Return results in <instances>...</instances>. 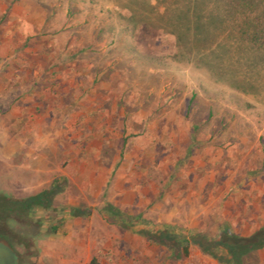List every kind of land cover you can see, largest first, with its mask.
Returning <instances> with one entry per match:
<instances>
[{"label": "rangeland", "instance_id": "rangeland-1", "mask_svg": "<svg viewBox=\"0 0 264 264\" xmlns=\"http://www.w3.org/2000/svg\"><path fill=\"white\" fill-rule=\"evenodd\" d=\"M173 1L0 0V196L54 194L0 213L8 264H264V248L222 263L194 244L178 261L141 234L264 228V87L178 57L157 15Z\"/></svg>", "mask_w": 264, "mask_h": 264}, {"label": "trees", "instance_id": "trees-1", "mask_svg": "<svg viewBox=\"0 0 264 264\" xmlns=\"http://www.w3.org/2000/svg\"><path fill=\"white\" fill-rule=\"evenodd\" d=\"M157 15L166 22V32L174 36L178 57L200 62L199 67L234 90L261 97L257 86L264 87V0H174ZM200 126L195 125V130ZM52 195V190H44L21 200L0 196V213L22 217L39 207L49 209ZM106 212L118 216L112 205ZM91 214V210H72L74 217ZM141 234L148 243L169 248L178 261L190 256L193 244L222 263L237 262L243 255L264 248V228L248 239L225 231L228 241L206 236L190 239L172 229L142 230Z\"/></svg>", "mask_w": 264, "mask_h": 264}, {"label": "flooded vegetation", "instance_id": "flooded-vegetation-1", "mask_svg": "<svg viewBox=\"0 0 264 264\" xmlns=\"http://www.w3.org/2000/svg\"><path fill=\"white\" fill-rule=\"evenodd\" d=\"M0 252L2 254V261H0V264H8L9 262L13 263L12 261H10L11 259H9L10 258V254L8 252H6V251H4V252L0 251Z\"/></svg>", "mask_w": 264, "mask_h": 264}]
</instances>
